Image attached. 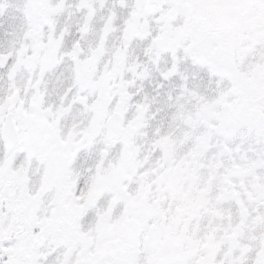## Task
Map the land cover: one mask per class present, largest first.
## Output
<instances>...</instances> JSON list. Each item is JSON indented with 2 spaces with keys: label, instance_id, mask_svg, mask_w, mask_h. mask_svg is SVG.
<instances>
[{
  "label": "snow or ice",
  "instance_id": "6c2138e0",
  "mask_svg": "<svg viewBox=\"0 0 264 264\" xmlns=\"http://www.w3.org/2000/svg\"><path fill=\"white\" fill-rule=\"evenodd\" d=\"M0 264H264V0H0Z\"/></svg>",
  "mask_w": 264,
  "mask_h": 264
}]
</instances>
